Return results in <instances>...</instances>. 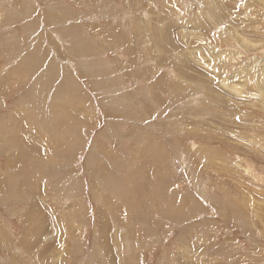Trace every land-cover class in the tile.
I'll list each match as a JSON object with an SVG mask.
<instances>
[{
	"label": "rangeland",
	"instance_id": "374dc122",
	"mask_svg": "<svg viewBox=\"0 0 264 264\" xmlns=\"http://www.w3.org/2000/svg\"><path fill=\"white\" fill-rule=\"evenodd\" d=\"M0 264H264V0H0Z\"/></svg>",
	"mask_w": 264,
	"mask_h": 264
}]
</instances>
